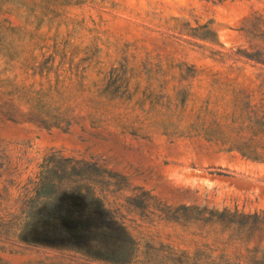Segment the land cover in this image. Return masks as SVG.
<instances>
[{
    "label": "rangeland",
    "instance_id": "obj_1",
    "mask_svg": "<svg viewBox=\"0 0 264 264\" xmlns=\"http://www.w3.org/2000/svg\"><path fill=\"white\" fill-rule=\"evenodd\" d=\"M263 109L264 0H0V264H264Z\"/></svg>",
    "mask_w": 264,
    "mask_h": 264
},
{
    "label": "trees",
    "instance_id": "obj_2",
    "mask_svg": "<svg viewBox=\"0 0 264 264\" xmlns=\"http://www.w3.org/2000/svg\"><path fill=\"white\" fill-rule=\"evenodd\" d=\"M240 116L237 115L232 117V122H239V124L242 125L244 123V119ZM201 118L202 116L199 117L198 124H195V122L191 123L189 128H192L193 130L200 132L205 136H214L217 134L212 128L213 125L217 124V122L214 120L205 121ZM247 120L250 124V128H253L251 131V136H241L232 141L220 135L217 136L221 138L223 143H229L228 150H236L247 158L264 161V137L260 136V134H264V109L261 111V115H259L257 112H254V116L248 117ZM199 121L201 122L199 123Z\"/></svg>",
    "mask_w": 264,
    "mask_h": 264
}]
</instances>
